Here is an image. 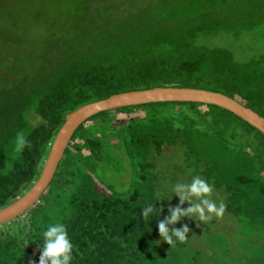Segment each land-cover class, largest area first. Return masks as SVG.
Returning <instances> with one entry per match:
<instances>
[{"label":"trees","instance_id":"16d2710c","mask_svg":"<svg viewBox=\"0 0 264 264\" xmlns=\"http://www.w3.org/2000/svg\"><path fill=\"white\" fill-rule=\"evenodd\" d=\"M97 1L86 2L90 8L36 70L19 69L11 85L0 87V208L37 179L65 115L111 94L202 88L227 94L264 117V56L241 60L229 47L205 43L220 34L263 38L264 0ZM31 113L40 118L37 124ZM20 137L25 146L16 148L10 164L12 143ZM116 145L138 173L125 191L98 175ZM165 145L183 148L191 175L224 190L225 212L264 241V135L215 105L149 103L101 112L79 125L48 187L24 212L27 222L19 215L3 223L0 264H38L43 231L56 223L66 227L73 245L70 264H199L202 254L192 249L198 255H188V232L174 246L158 233L171 211L156 191L149 158ZM149 204L153 210L145 219L142 210ZM166 227L172 235L184 226L180 217ZM254 243L248 240L244 261L264 264V243ZM213 261L223 264L220 257Z\"/></svg>","mask_w":264,"mask_h":264},{"label":"rangeland","instance_id":"374dc122","mask_svg":"<svg viewBox=\"0 0 264 264\" xmlns=\"http://www.w3.org/2000/svg\"><path fill=\"white\" fill-rule=\"evenodd\" d=\"M87 1L0 0V87L11 85L21 75L18 73L19 69L25 72L36 70L50 47L62 41L71 32L74 23L90 8L86 4ZM101 1L108 0H98L97 3ZM205 43L210 46L229 47L236 58L241 60L248 59L252 53L264 56V37L260 40H250V37L234 39L230 35L220 34L205 39ZM6 73L9 78H2L1 76ZM116 116L123 118L126 114L117 113ZM28 117H31L34 124L40 121L33 113ZM85 125L93 129L92 122H86ZM18 142L19 138L12 143L13 147L7 158L10 164L17 154ZM119 148L116 145L109 160L98 166V175L112 189L125 191L131 187L138 173L134 170L130 157ZM183 151L184 149L178 145H165L160 153L149 158L151 163L149 170L154 177L156 191L164 198L165 205L170 211L176 208L186 211L192 205L200 203L201 199L192 196L190 200L182 201L181 196L174 191L175 185L190 184L194 178L187 163L184 162ZM184 191L187 192V188ZM209 198L217 206L220 203L224 204V190L213 188ZM19 218H21L19 221L27 222V215L24 213ZM181 220L183 226L188 228V245L191 247L188 255L197 256L198 252L204 256L199 264H215L212 260L217 257H220L223 264H246L244 257L250 254L248 240H255L256 248L264 243L258 233L244 230L225 210L222 216L213 215L208 221H200L194 214L181 216ZM2 226L3 224L0 229H7L6 226Z\"/></svg>","mask_w":264,"mask_h":264},{"label":"water","instance_id":"95a60500","mask_svg":"<svg viewBox=\"0 0 264 264\" xmlns=\"http://www.w3.org/2000/svg\"><path fill=\"white\" fill-rule=\"evenodd\" d=\"M163 102H195L223 108L264 135V117L236 99L219 91L181 86H154L111 94L106 98L85 103L65 115L50 144L41 171L33 184L8 205L0 208V225L6 223L34 206L51 182L70 139L90 117L105 111Z\"/></svg>","mask_w":264,"mask_h":264},{"label":"clouds","instance_id":"9594fccd","mask_svg":"<svg viewBox=\"0 0 264 264\" xmlns=\"http://www.w3.org/2000/svg\"><path fill=\"white\" fill-rule=\"evenodd\" d=\"M25 143L24 138L20 137L17 150H21L25 146ZM193 177L190 184L175 185L174 191L181 196L182 201L190 200V197L195 196L201 198L200 203L192 205L186 211L179 208L172 210L170 216L160 221L157 225L159 235L169 245L174 246L176 241H185L187 239L185 233L188 232V228L184 226L181 230H173L172 235H169V229L166 227L167 224L179 220L184 215L194 214L200 221H208L212 219L213 215L220 217L224 213V204L220 203L217 206L209 198L213 191V185L199 175ZM185 188H187V192L184 191ZM152 210L151 205H147L142 210V216L145 219L149 218V213ZM43 241L44 245L39 249L41 255L38 264H46V261H50V264H70L73 245L70 243L68 232L62 223L48 226L43 231Z\"/></svg>","mask_w":264,"mask_h":264}]
</instances>
